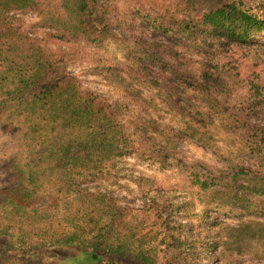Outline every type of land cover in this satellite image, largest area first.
<instances>
[{
    "label": "trees",
    "instance_id": "obj_1",
    "mask_svg": "<svg viewBox=\"0 0 264 264\" xmlns=\"http://www.w3.org/2000/svg\"><path fill=\"white\" fill-rule=\"evenodd\" d=\"M0 150V264H245L222 245L264 242V0H0Z\"/></svg>",
    "mask_w": 264,
    "mask_h": 264
},
{
    "label": "rangeland",
    "instance_id": "obj_2",
    "mask_svg": "<svg viewBox=\"0 0 264 264\" xmlns=\"http://www.w3.org/2000/svg\"><path fill=\"white\" fill-rule=\"evenodd\" d=\"M160 1L163 2V1H168V0H160ZM11 15L14 16V19H17L16 20L17 22H21V21L34 22L36 20L35 12L12 11ZM132 29L134 32L139 31L138 25L136 27L131 28V30ZM127 30H130V29H127ZM70 69L77 77L80 78L84 86L96 90L108 101L112 100L115 97L116 94L114 90L110 88L109 86H107V82L103 78L102 74L94 73L88 63H85V62L72 63L70 65ZM162 116H163L162 117L163 123H167V122L173 123L174 122V120L170 118L169 115H166L163 113ZM179 152H180L179 156L182 159V161L187 162V163L193 161L196 158H203L209 162L218 163V159H217L218 157H217L216 152L207 150L204 147L196 144L195 142L189 139L180 143ZM0 153H2L1 150H0ZM154 170L156 169H153V167H151L150 165H147L145 162H138L136 160H131L128 163L127 175H132L134 178L140 177V176L145 177L153 173ZM157 174L161 175L162 173L158 172ZM46 177L47 179L54 178L53 176H46ZM125 181H126V185L130 192H125L124 190H120V191L116 190V192L118 193L119 197H121L124 204H128V205L135 206V207L139 206L142 203L144 198L140 197V194L139 192H137V189H136L137 186L135 185V183H133V181L131 180H128V181L125 180ZM61 183L65 184L66 189H67L63 191L64 197H65L64 199L69 200L72 197V193L70 191L68 193V189H69L68 184H70V182L62 181ZM86 185L91 187V189H93V185L91 183H87ZM43 186L47 187V181L46 183H43ZM71 188L72 187H70V189ZM114 189H117V188L115 187ZM196 209H198V205H196ZM221 219L226 221L225 223H227L228 225H232V226L237 225L236 219L230 216L221 215ZM246 221L252 222L254 221V219L246 218ZM250 225L253 226V224L251 223ZM258 231L263 233V230H260L259 228L257 230V228L255 229L251 227L249 233L246 234V238L241 239L240 242L242 246L240 245L241 247L239 249H238V246L235 245V242H232L230 240V237L226 236V241L228 245H222L223 251H225L227 256H230L232 253L233 255L235 254L236 257H233V258L238 259V260H243L245 264H264V242L259 239L260 237L258 235H256V237L253 236V233L258 232ZM17 233L18 232H16V234ZM250 234L252 236V239L247 241L246 239L248 238V236H250ZM235 249H237L241 253H239ZM214 264H223V262L215 261Z\"/></svg>",
    "mask_w": 264,
    "mask_h": 264
},
{
    "label": "crops",
    "instance_id": "obj_3",
    "mask_svg": "<svg viewBox=\"0 0 264 264\" xmlns=\"http://www.w3.org/2000/svg\"><path fill=\"white\" fill-rule=\"evenodd\" d=\"M164 114H166V115H168L167 113H164ZM170 117V116H169ZM171 118V117H170ZM188 140V139H187ZM190 140V139H189ZM193 141V140H192ZM194 142V141H193ZM197 144V143H196ZM199 145V144H198ZM201 146V145H200ZM203 147V146H202ZM206 149V148H205ZM208 150V149H207ZM180 153V152H179Z\"/></svg>",
    "mask_w": 264,
    "mask_h": 264
}]
</instances>
